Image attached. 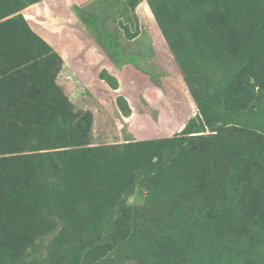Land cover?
I'll return each instance as SVG.
<instances>
[{
	"label": "trees",
	"instance_id": "obj_1",
	"mask_svg": "<svg viewBox=\"0 0 264 264\" xmlns=\"http://www.w3.org/2000/svg\"><path fill=\"white\" fill-rule=\"evenodd\" d=\"M31 3L0 0V264H25L52 213L68 243L55 264H100L137 240L139 189L166 210L140 227L142 264H264V0H148L198 113L172 137L110 146H89L92 113L57 83L62 56L19 13Z\"/></svg>",
	"mask_w": 264,
	"mask_h": 264
},
{
	"label": "rangeland",
	"instance_id": "obj_2",
	"mask_svg": "<svg viewBox=\"0 0 264 264\" xmlns=\"http://www.w3.org/2000/svg\"><path fill=\"white\" fill-rule=\"evenodd\" d=\"M59 1H66L64 13L71 17L65 24L76 36L72 33L71 44L62 45L72 55L71 65L60 73L57 83L63 86L75 109L92 113L89 146L125 145L180 133L198 113V107L148 0H142L135 11L126 0ZM127 29L136 35L129 38ZM72 40L78 43L72 44ZM11 41L3 36L0 44ZM21 41L33 43L29 39ZM201 66L202 73L213 74L212 83L215 74L208 71L206 62ZM106 75L115 78L116 87L104 78ZM49 178L52 188L63 180L57 173ZM129 202L133 207L132 231H137V240L126 238L108 251L98 261L100 264L147 262L139 253L140 227L154 225V216L166 210L164 206H151L146 189H139ZM50 216L56 223L54 229L37 237L26 249L25 264H55L52 258L56 247L64 250L68 245L60 236L66 232L64 220L55 213Z\"/></svg>",
	"mask_w": 264,
	"mask_h": 264
},
{
	"label": "crops",
	"instance_id": "obj_3",
	"mask_svg": "<svg viewBox=\"0 0 264 264\" xmlns=\"http://www.w3.org/2000/svg\"><path fill=\"white\" fill-rule=\"evenodd\" d=\"M62 2L59 0H41L29 4L21 12L28 20L32 29L49 44L56 47L64 62H66L65 71L71 65L69 61L72 55L68 51L66 52V48L62 45L71 44L72 33L73 35L75 33L65 24V20L70 18L71 14L65 15L64 11L66 8L64 2L66 3V1ZM72 41V44L78 43L75 40Z\"/></svg>",
	"mask_w": 264,
	"mask_h": 264
}]
</instances>
